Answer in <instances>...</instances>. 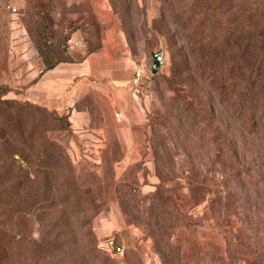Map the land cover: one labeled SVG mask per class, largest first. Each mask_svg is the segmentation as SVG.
<instances>
[{
    "label": "rangeland",
    "instance_id": "1",
    "mask_svg": "<svg viewBox=\"0 0 264 264\" xmlns=\"http://www.w3.org/2000/svg\"><path fill=\"white\" fill-rule=\"evenodd\" d=\"M162 1L0 0V264H76L78 257L82 264H160L140 219L122 216L148 208L140 199L159 183L156 158L167 172L169 192L179 203L184 199L186 220L197 224L189 239L201 249L189 250V259L218 264L223 242L215 220L222 207L212 184L219 167L210 163L208 144L191 141L189 123L178 114L179 98L168 90L170 44L160 35L164 25L181 33L173 22L184 16V2L170 0L166 11ZM249 3L264 14V0ZM157 52L162 63L152 75L151 55ZM89 54L96 55L93 73L74 69L65 81L61 71L46 78V85L63 83L59 94L41 87L47 71ZM73 74L90 78L89 93L80 97V75ZM80 110L89 121L72 128L68 117ZM149 118L157 122L152 129ZM212 128L225 132L238 160L260 169L257 198L247 195L246 183L233 197L242 206L239 216L248 214L242 227L256 234L250 242L264 245V158L258 155L264 137L245 138L218 110ZM228 221L240 229L238 217ZM183 237L177 236L181 244ZM112 246L122 247L123 255H109Z\"/></svg>",
    "mask_w": 264,
    "mask_h": 264
},
{
    "label": "trees",
    "instance_id": "2",
    "mask_svg": "<svg viewBox=\"0 0 264 264\" xmlns=\"http://www.w3.org/2000/svg\"><path fill=\"white\" fill-rule=\"evenodd\" d=\"M162 2V8L167 11L171 6L170 0ZM183 2L184 16L173 22L181 33L178 36L171 34L164 25L165 30L160 35L170 44L169 75L173 83L168 90L179 98L178 114H183L184 120L189 123L191 141L200 140L208 144L213 159L210 163L216 160L219 167L217 182L212 184L219 190V206L222 207L215 220L223 242L218 264H264V245L250 242V237L256 234L251 236V228L242 227L248 214L239 216L242 206L236 207L233 197L238 186L246 183L247 195L257 198L261 180H255V177L260 169L238 160L225 132L223 134L212 128L215 111L218 110L222 120L237 124L245 138L254 142L264 137V14L255 11L249 0ZM179 43L182 47L175 48ZM155 122V119L149 118L148 127L154 128ZM258 149V155L264 158L263 142L258 144ZM154 167L159 183L151 194L140 199L141 203H149L148 208L140 207V212L122 211V216L130 222L140 219V227L145 236L152 240V248L160 264H198L195 263L197 260L188 257L189 250L201 249L199 242L189 239L195 234L197 224L186 220L183 205L180 204L184 199L177 202L178 199L176 201L165 186V182H168L167 172L158 158L154 161ZM212 169H215L214 166ZM214 178L213 173L209 180ZM189 185L191 188L193 181ZM191 197H188V202ZM214 202L210 199V206ZM210 210L214 212L213 207ZM246 211L248 213L249 209ZM230 215L238 217L240 229L228 226ZM241 227L248 233L247 238L241 236ZM175 234L176 239L172 240ZM179 234L187 237L182 238L184 244L177 240ZM55 245L48 241V248L54 249ZM97 258L95 254L92 256L93 261ZM73 261L83 263L79 257Z\"/></svg>",
    "mask_w": 264,
    "mask_h": 264
},
{
    "label": "crops",
    "instance_id": "3",
    "mask_svg": "<svg viewBox=\"0 0 264 264\" xmlns=\"http://www.w3.org/2000/svg\"><path fill=\"white\" fill-rule=\"evenodd\" d=\"M95 61H96V55L89 54L88 56L80 60L78 63L58 65L54 67L52 70L47 71L45 74H43L39 83L41 84V87L44 86V88H47L50 94L54 92V89H56L55 90L56 93L59 94L62 90L63 83L58 81V82H50V83H47L46 85L45 84L46 78L55 77L56 73L61 71V72H65L64 73L65 75H63L64 81H65L68 79L69 71L74 70V69L75 70L79 69L81 74L88 73L90 75L91 73H93V70L96 69ZM84 71L85 73H83ZM81 74L72 75V78L80 75L79 82L75 86V89L78 90L80 97H82L84 93H89L92 89L91 87H93V84L90 83V78L89 77L83 78L81 77ZM60 80H62V77L60 78ZM26 93L29 94V91L26 90ZM117 103H118L117 106H119L118 109H122L121 102L117 101ZM68 119H69V122L71 123V127L75 129H80L83 123L87 125L89 121L86 110L74 111L69 115Z\"/></svg>",
    "mask_w": 264,
    "mask_h": 264
},
{
    "label": "water",
    "instance_id": "4",
    "mask_svg": "<svg viewBox=\"0 0 264 264\" xmlns=\"http://www.w3.org/2000/svg\"><path fill=\"white\" fill-rule=\"evenodd\" d=\"M151 57H152L151 74L156 75L158 73V67L162 63L161 52L154 53L151 55Z\"/></svg>",
    "mask_w": 264,
    "mask_h": 264
},
{
    "label": "built area",
    "instance_id": "5",
    "mask_svg": "<svg viewBox=\"0 0 264 264\" xmlns=\"http://www.w3.org/2000/svg\"><path fill=\"white\" fill-rule=\"evenodd\" d=\"M115 116L118 117L119 114L116 113ZM109 250L107 249V251H109L110 255H114L116 257H121L123 255V248L122 247L112 246V247L109 248Z\"/></svg>",
    "mask_w": 264,
    "mask_h": 264
}]
</instances>
